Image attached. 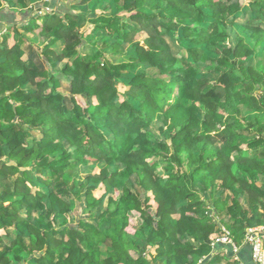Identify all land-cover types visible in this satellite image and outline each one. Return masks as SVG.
Returning <instances> with one entry per match:
<instances>
[{"label": "trees", "instance_id": "16d2710c", "mask_svg": "<svg viewBox=\"0 0 264 264\" xmlns=\"http://www.w3.org/2000/svg\"><path fill=\"white\" fill-rule=\"evenodd\" d=\"M49 4L0 0V264H257L264 0Z\"/></svg>", "mask_w": 264, "mask_h": 264}, {"label": "rangeland", "instance_id": "374dc122", "mask_svg": "<svg viewBox=\"0 0 264 264\" xmlns=\"http://www.w3.org/2000/svg\"><path fill=\"white\" fill-rule=\"evenodd\" d=\"M47 1H48V2L50 1V3H51V4H49V6H46V8H47L48 10H53V9L56 10V11L58 10L60 0H56V3H55V4L51 2L52 0H47ZM249 1H250V0H242V2H243L244 4H245V3H248ZM62 7H63V6H62ZM66 7H68V6L66 5ZM105 9H106V8H104V7H97V9H96V13H103L104 11H106ZM74 10L76 11V13H82V16H84V14H85V10H83V9H81V8L75 7ZM39 14H40V13H39ZM21 19H22V18H21L20 16L17 18L18 21H20ZM260 19H262V18H260ZM239 20H241V18H240ZM87 26H88V25H87ZM87 26L83 28V31L87 29ZM4 27H5V24H4ZM178 31L181 32V28H179ZM180 32L174 34L175 38H179V36H180ZM145 36H146V33H142V34L140 35L141 38H144ZM181 36H182V35H181ZM33 37H34V35H33ZM167 40L170 42V44L172 45V47H173V49H174L175 52H178V51L180 50V48L182 47V43H181L180 41L178 42V40H176V39H173V38H171V37L168 36V37H167ZM43 41H44L43 38H39V41L37 42V45H39V46L42 45V44H43V43H42ZM11 42H12V40H11ZM224 44H228V42H227V43H224ZM127 45H129V44H126L125 46H127ZM63 47H64V43H63V42H59V44L57 45V49H56V50H57V53H59ZM107 54H108V56H109L111 59H113L114 61H118V60L120 59V57L126 55L124 52H121L120 54H117V55H113L112 52H108ZM30 55H31V51L27 52L26 55H25V57L28 58ZM55 55H56V54H55ZM58 55H59V54H58ZM56 57H59V56H56ZM59 59L63 61L62 57L59 58ZM59 65H60V67H62V66L64 65V62H61V61H60ZM58 76L61 78V80H62V82H63V86L61 87V90H62L64 93H66V94L70 93V92H69V86H68V82H69L68 78H67L64 74H62V73H60ZM79 98H80V101L84 104V103H85L84 99L81 98L80 96H79ZM152 130H153L154 135H156V136L159 135L158 127H156L155 125H153ZM36 135H37V137H38V135L40 136V134H38V133H36ZM160 170H162V169H160ZM95 171H96V170H95ZM88 174H89V171H87V170H84V171H83V177H86ZM139 190H141V187L139 188ZM103 192H105L104 187L101 188V189H99L98 191H96L97 195H101ZM223 193H224V195H226V194L229 193V191H228V190H223ZM105 203H107V198H106ZM151 203H152L153 205H156V204L154 203V200H152ZM78 204H79V206H78V208H77V217L80 218V217L86 216V214L83 212V206H82V204H81L80 202H78ZM79 213H81V215H79ZM132 214H133V216H132V218H131L130 226L128 227L129 231H131V232H133L134 229H136V228L140 225V224H139V222H140L139 214H140V213L136 211V212H133ZM253 228H255V227H253ZM260 228H262V227H260ZM225 230H226V229L224 228V233H223V234H215V236H216V235H219V236H223V235H225V234L227 233ZM215 236H214V237H215ZM6 241L8 242V240H6ZM232 246H233V251H234V253H237L238 250H239L238 246L235 245V244H233ZM225 252H226V251H225ZM226 253H227V252H226ZM225 263H226V261L223 260V261H222V264H225Z\"/></svg>", "mask_w": 264, "mask_h": 264}, {"label": "built area", "instance_id": "2783aa9c", "mask_svg": "<svg viewBox=\"0 0 264 264\" xmlns=\"http://www.w3.org/2000/svg\"><path fill=\"white\" fill-rule=\"evenodd\" d=\"M263 229L264 228L260 227L250 228L246 234V241L252 245V258L257 264H264V241L262 235ZM225 231L227 232L225 235H216L214 237L215 243L223 242L230 243L231 245L235 244L230 236V233L227 230Z\"/></svg>", "mask_w": 264, "mask_h": 264}, {"label": "crops", "instance_id": "0c3cea01", "mask_svg": "<svg viewBox=\"0 0 264 264\" xmlns=\"http://www.w3.org/2000/svg\"><path fill=\"white\" fill-rule=\"evenodd\" d=\"M262 228H264V227H262ZM253 261V260H252ZM254 262V261H253Z\"/></svg>", "mask_w": 264, "mask_h": 264}]
</instances>
